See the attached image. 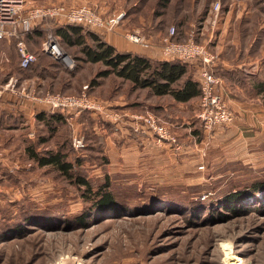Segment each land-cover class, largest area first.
I'll return each instance as SVG.
<instances>
[{
    "label": "rangeland",
    "instance_id": "1",
    "mask_svg": "<svg viewBox=\"0 0 264 264\" xmlns=\"http://www.w3.org/2000/svg\"><path fill=\"white\" fill-rule=\"evenodd\" d=\"M214 1L172 0L167 7L159 0L26 2L28 5L87 3L104 19L119 18L113 29L91 26L95 30L105 35L124 32L129 43L140 46L144 54L157 59L186 60L166 54L164 38L173 25L179 29L176 35L181 39H187L193 31L195 40L218 56L216 30L223 10L232 0H221L216 21L212 12ZM183 17L187 23L181 26L177 18ZM123 18L125 25L119 30ZM128 33H140L149 47L130 40ZM41 45H34L31 50L39 55ZM64 47L78 66L73 86L61 92L56 88L58 83L53 88L47 87L32 73L22 72L11 64L9 50L2 49L0 44V52L4 51L3 55L0 53V97L6 99L7 107L0 123V264H57L60 260L66 264H232L238 260L241 264H264V190L254 192L249 188L250 184L264 180V128L239 130L235 127L239 116L218 90L217 62L213 67L218 81L216 91L234 115L231 122L206 129L198 117L196 100L171 104V100L162 98L170 113L167 108L156 111L149 106L159 98L147 93V89L129 93L126 86L118 88L122 85L120 79L109 76L102 86L87 94L101 101L106 111L121 113L120 117L110 119L98 111L59 107L68 112L67 124L59 127L58 134L40 141V136L49 133L36 123L37 114L41 109L53 112L57 108L51 109L24 93L12 103L8 99H14L8 93L13 92L5 88V83L13 76L18 86L34 88L40 95L44 92L78 94L81 82L104 66L79 58L83 56L79 46ZM6 56L10 60H5ZM43 57L48 68L58 72L59 77L67 75L63 70L70 68ZM187 61L192 63L191 72L200 81L201 61L197 58ZM8 62L11 65H6ZM1 63H4L3 69ZM128 100L143 106L134 110L122 107ZM15 105L22 110L14 113ZM86 111L97 122L91 124L88 118L82 119ZM148 112L168 120L185 148L176 149L169 143L159 142L152 134L142 135L141 130H133L135 116ZM173 114L185 118L174 119ZM195 115L204 131L200 138L193 133L191 124L190 118ZM14 117L19 121L14 123ZM127 121L131 122L129 131L136 138L129 131L120 132ZM144 129L149 133L150 129ZM105 130L117 134L116 141L108 146ZM69 132H73V138L77 133L85 137L84 146L71 155L73 159L80 158L75 167L77 175L90 179L94 187L110 182L117 199L116 209L98 210L85 194L86 187L73 182L53 165L40 166L26 151L34 143L38 150L55 149L63 139L66 141ZM142 138L145 143L139 146ZM235 190L243 191L236 204L237 211L227 207L226 199ZM79 215H84L83 221ZM18 226L23 229L9 231ZM228 251L233 256L227 263Z\"/></svg>",
    "mask_w": 264,
    "mask_h": 264
},
{
    "label": "trees",
    "instance_id": "2",
    "mask_svg": "<svg viewBox=\"0 0 264 264\" xmlns=\"http://www.w3.org/2000/svg\"><path fill=\"white\" fill-rule=\"evenodd\" d=\"M159 1L164 7H167L172 2V0ZM177 23L184 26L187 22L183 17L182 19L177 18ZM177 31H179V29ZM56 32L63 47L64 45L66 48L79 46L80 51L83 54V56L79 58H82V60L87 63L101 64L104 66L95 74L89 76L88 79H85L84 82H81L79 85V92H77L78 94L82 93L84 90L87 93H91L94 88L103 85L105 78L115 76L120 79L122 83L118 88L126 86L129 93L132 91L147 89V93L153 94L155 97L159 98L157 102H152L149 106L156 111L167 108L164 102L160 100L162 98H168L169 101L171 100V104H186L195 100L199 103L200 101L202 94L201 85L198 77L196 75L194 76L191 72V68L193 67L190 68V64L192 65L190 61L180 58L157 59L142 52L119 49L108 41L107 36L104 33L95 30L87 24L79 22L64 23L56 28ZM44 35L45 32L40 31L28 37L27 40L28 43H30L29 48L34 49V45L35 47H38V44L41 45ZM174 39L177 41L187 40L186 38L181 39L178 33L174 36ZM0 41V44L3 46L2 49H7V51L9 50L10 52L9 57L11 58V64H15V66L17 65L20 71L32 73L30 75H35L40 82H45L47 87L53 88V86L58 83L59 85L56 88L61 89V92H63L62 89L68 90L73 86V79L76 76L75 69L78 65L72 70L64 68L63 71L66 72L67 75L59 77L58 72L52 71L48 68L49 65L47 64V61L45 62L43 56L51 59L54 58L40 50L41 54L39 53V55H36L35 61L31 63L29 67L22 68L20 66V57L17 53L15 41H10L8 39ZM3 43L9 45L6 47L5 45L7 44L3 45ZM54 60L59 62L56 59ZM9 62L6 65H11ZM58 65H60V63ZM39 85L42 86V83ZM115 88L112 90L115 91ZM122 91L125 92V89L122 88ZM8 100L12 103L15 102L14 100ZM141 104L142 103H139L138 101L128 100L122 107L128 106L131 108H139V106H143ZM197 105L199 106V104ZM167 112L170 113L168 108ZM5 115V111H2L0 114V123H2ZM67 117L68 112L64 108H57L53 112L41 109L37 114L36 123L39 124L40 127H44L49 135L40 136V141H46L49 136L58 134L59 127L67 124ZM171 117L174 119H181V116H176L175 114ZM83 118H88L91 124L95 121L97 122V120H94V116L91 112H83L82 119ZM197 118L195 115L191 116L190 119L191 124L194 125L193 133L200 138L204 131L201 122L198 124L197 120L199 121V119ZM18 121V117H14V123ZM132 135L136 137L135 134ZM36 146H38L37 143H34V145L32 144L28 146L26 151L40 166L53 165L69 179L73 180V182L86 187L88 192L85 194H88V198L92 200L93 205L97 207L98 210L116 209L117 199L110 182L106 181L105 183L94 187L90 179L83 175H77L75 167L76 164L80 162V158H71V155L79 150V148L75 147L73 144V132H69L66 141L63 139V142L55 149L38 150ZM249 188L254 192L260 190L263 191L264 180L250 184ZM242 192V190H235L227 195L226 199L229 203V206L227 207L229 209L237 211L236 204L240 201V194ZM79 220L83 221L84 215H79ZM22 229V227L18 226V228H11L9 231L18 232Z\"/></svg>",
    "mask_w": 264,
    "mask_h": 264
},
{
    "label": "built area",
    "instance_id": "3",
    "mask_svg": "<svg viewBox=\"0 0 264 264\" xmlns=\"http://www.w3.org/2000/svg\"><path fill=\"white\" fill-rule=\"evenodd\" d=\"M26 1L0 0V40L15 41L22 68L29 67L36 59V54L29 48L27 39L39 31L45 32L41 45L42 51L62 62L66 67L73 69L76 66V61L62 46L55 27L61 23L64 24V22H80L95 28L107 27L111 29L119 21L118 17L104 19L87 3L80 5H28ZM212 8V12H215L213 18L216 21L221 10V0H215ZM176 30L174 25L169 28V32L164 38V50L168 55H176L186 60L197 58L201 61L200 85L202 94L199 101L198 117L203 126L210 129L218 124L231 122L234 115L216 91L218 81L213 67L218 60L217 54L213 53L207 45L195 40L196 32L193 33L192 31L187 40H175ZM127 37L136 43L148 46L144 36L140 33H128ZM5 88H10L13 93H24L30 99H37L51 109L64 107L67 109L78 108L93 112L98 111L104 113L110 119L121 116L118 111H106L104 104L89 96L85 90L80 94L44 92L43 95H40L34 88L27 89L25 86H18L17 78L13 76L5 83ZM145 127L150 129L149 133H146ZM133 130H141L142 133L140 134L142 135L152 134L159 142L169 143L176 149L184 146L174 133V129L168 120L150 112L135 116ZM84 139L83 135L77 133L75 136L74 134V146L77 148L83 147ZM201 166L203 168V165ZM57 264L66 263L60 260Z\"/></svg>",
    "mask_w": 264,
    "mask_h": 264
},
{
    "label": "crops",
    "instance_id": "4",
    "mask_svg": "<svg viewBox=\"0 0 264 264\" xmlns=\"http://www.w3.org/2000/svg\"><path fill=\"white\" fill-rule=\"evenodd\" d=\"M224 10L215 36L216 50L219 53L216 65V75L220 80L218 90L223 93L239 116L234 122L237 129H261L264 128V0H232ZM122 22L119 30L125 25L124 18ZM147 32L152 38L150 31ZM123 33L116 31L106 36L108 41L119 49L145 53L140 46L129 43ZM206 35L208 37L210 33L206 32ZM5 44L7 43H3ZM28 45L30 47V43ZM3 52L0 53L3 55ZM4 58L10 60L8 56ZM1 65L3 69L4 63ZM8 94L16 101L21 93ZM5 102L3 96L0 97V114L7 108ZM126 102H123V105ZM17 109L22 110L15 105L14 113ZM30 115H32L31 110ZM184 118L185 116H182L181 119ZM127 122V126L125 128L123 126L120 132L132 130L131 122ZM105 131L104 137L108 146L116 141L114 136L117 134L113 130ZM141 141L138 143L139 146L145 143V140Z\"/></svg>",
    "mask_w": 264,
    "mask_h": 264
},
{
    "label": "bare ground",
    "instance_id": "5",
    "mask_svg": "<svg viewBox=\"0 0 264 264\" xmlns=\"http://www.w3.org/2000/svg\"><path fill=\"white\" fill-rule=\"evenodd\" d=\"M228 249H229V248L227 247V250H228ZM227 250H226V251H227ZM229 250H230V249H229ZM226 253H227V257H226L227 259H226V262L228 263V259H229L230 257H232L233 255L230 256V251H228V252H226ZM232 254H233V253H232ZM230 259H231V258H230ZM241 263H242V262H240L239 260H238V261H233V262H232V264H241Z\"/></svg>",
    "mask_w": 264,
    "mask_h": 264
}]
</instances>
